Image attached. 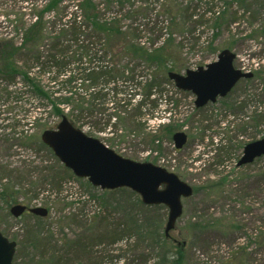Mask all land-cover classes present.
Here are the masks:
<instances>
[{"label":"rangeland","instance_id":"374dc122","mask_svg":"<svg viewBox=\"0 0 264 264\" xmlns=\"http://www.w3.org/2000/svg\"><path fill=\"white\" fill-rule=\"evenodd\" d=\"M48 1L0 0V40L14 35L16 38L14 43L20 48L22 33L20 28L14 26L15 20L20 17L25 23L24 27L28 28L30 26L28 17L36 14ZM77 1L70 0L71 4H76ZM124 1V8H120V4L115 2L114 5H110L113 7L102 14V17L118 18L123 30L131 36L134 34L130 28L140 27L138 36L140 39L136 42H145L147 48H152L153 45L160 46L171 37L169 36V32L172 34L171 16L162 11L159 12L161 6L159 0ZM178 1L183 8L178 20L182 28H176L172 42L183 45L180 55L178 53V58H181L180 63L184 62L186 69H197L216 61L219 53L228 49L225 48L224 42H227L229 35L225 32L213 39L216 30L202 23L212 16V13H209L210 7H213L208 5L210 0ZM160 2L162 3L163 0ZM233 9L236 10L237 6L233 5ZM132 12L137 16L135 20L130 16ZM44 18L47 21V33L50 35L45 42L38 45L34 52L28 54L26 50L22 51V54L17 57L20 66L27 61L32 62L36 53L44 55L49 50L51 42H55L53 35L60 26L59 18L53 11L47 12ZM248 21L240 18L237 22H233V33L236 34L241 47L231 50L236 54V66L252 71V64L253 67L256 64L252 62L256 60L250 61L249 52L250 49L254 51L257 45L253 40H244L243 36L250 31ZM171 48L178 52L175 47ZM186 69L182 71L185 72ZM31 70V76L38 77L47 91L52 93L57 91L54 82L48 81V74L38 73L36 67H32ZM14 80L10 81L0 74V194L9 195L11 191L17 193L16 201L11 204H8L3 196L0 197V216L2 217L0 230L10 240L17 242L13 263L32 264L43 261L41 253L34 248H28L27 245L42 223L44 231L40 232L41 236L52 239V251L62 249L68 246L69 242L86 237L88 246L86 251L82 244L80 252L68 254L69 260L63 252L58 253V256L64 258L63 264L66 262L67 264H161L160 253L157 251L154 253L149 245L152 241L145 242L138 238L135 232L127 229L129 226L127 220L129 216L136 219L144 215L147 219L162 218L160 232L163 234L168 219V208L163 205L147 208L146 205L139 204L137 200L140 197L138 198V195L130 189L105 194V190L92 186L87 179L77 178L53 153L43 149L44 146L41 144L42 132L56 127L60 121L51 115L50 104L27 93L30 88H25L23 78L17 77ZM170 81L166 80L160 88L161 100L156 109L159 114L162 113L163 118L157 122L151 120L150 126L154 129L163 121L173 123L176 131L181 130L187 133L186 145L177 150L173 139L167 138L161 144L153 146V149L142 144V140L135 135L131 137L129 135L127 138L128 132L125 131L123 143L112 149L135 161H147L160 165L178 175L181 180L195 189L199 188L198 192L194 191L192 196L183 200V214L178 219L174 230L171 231V240L175 245L186 243L188 259L185 264H194L195 260L202 262L200 254L205 260L214 256L211 244L221 255H227L230 251L245 246L248 234L255 232L252 231L251 222L254 221L255 226L260 225L258 220L263 216V209L262 206L259 207L260 201L256 200L253 212L248 210L247 206L253 202V199L250 200L252 196H247L246 203L240 204L238 195L233 192L236 186L230 181L213 191L206 187L208 184L218 182L223 175L230 174L228 179L234 180L237 172L244 171L246 165L238 166L243 149L239 147L237 149L235 143L248 142L243 136L236 137L232 143L226 141V137H234L233 127L242 120L243 114L234 116L229 112H223L220 110L221 104L218 101L198 108L195 105L194 94L177 89L174 82ZM46 86H50L51 89ZM236 88L238 94H234L236 90L234 89L231 97L243 95L245 89L243 79L238 82ZM152 113L154 114L153 111ZM82 129L86 133L90 131V128ZM96 135L103 141L109 136L106 133ZM229 145L232 148H229ZM158 147L160 151H157ZM237 179H240V174ZM8 188H11L10 191ZM75 199L77 202L70 204L75 202ZM101 199L118 203L119 207L108 208ZM61 200L69 203L62 208L59 204ZM15 203L29 204L32 207L42 205L50 207V211L45 218L34 214L15 218L10 212L11 206ZM75 218L79 220L77 223ZM229 218H235L241 229H233L232 224L228 227L218 223L216 227L194 232L189 237L183 233L184 228L192 221L210 222L214 219L229 220ZM99 220H101L100 223H97ZM103 228L104 230H101ZM117 234L118 239L111 243L109 239ZM47 254L50 255V253ZM77 255L81 256L76 258ZM82 255H86L87 258ZM89 255H94L95 258L89 260ZM170 258L169 262H173V255ZM46 260L44 259V262Z\"/></svg>","mask_w":264,"mask_h":264},{"label":"trees","instance_id":"16d2710c","mask_svg":"<svg viewBox=\"0 0 264 264\" xmlns=\"http://www.w3.org/2000/svg\"><path fill=\"white\" fill-rule=\"evenodd\" d=\"M115 2L120 4V8H124V0ZM115 2L113 0H78L76 4H71L70 0L69 2L67 0H49L36 14L28 17L30 22L28 28L24 27L25 23L19 17L18 20H15L14 26L20 28L22 33L21 47L19 48L14 43L16 42L14 35L0 40V74L10 81H15L14 79L17 77L23 78L25 88H30L27 93L29 92L32 96L50 104L51 115L59 120L66 117L79 128H90L88 133L93 136L106 133L109 136L104 140L113 148L123 143L125 131L128 132L126 137L135 135L136 138L142 140L141 143L145 146H157L164 139H171L176 131L175 125L171 122L163 121L154 129H151L150 122L151 120L157 122L163 118L162 113L159 114L156 109L161 100L160 92L162 91L160 88L166 83V80L170 81L169 72H182L183 69H186L184 62L180 63L181 58H178L183 45H176L175 42H172L176 28H182L178 20L183 8L178 0H163L162 3L159 0L161 5L159 12L162 11L171 16L170 30L172 34L169 32L171 37L160 46L153 45L152 48H147L145 42H136L140 39L138 37L141 31L140 27L130 28L133 30L134 37L123 30L118 18L102 17V14L113 7L110 5H114ZM208 5H213L209 9L212 16L202 23L208 24L210 28L216 30L213 39L227 32L229 37L227 42H224L225 48L230 50L240 48L241 46L238 44L240 41L233 33L232 24L240 18H244L250 21H248L250 31L243 36L244 40H253L257 45L254 51L250 49L249 52L250 61L256 60V62H252L256 64L254 67L252 64V77L243 79L245 83L243 95L231 97V92L225 98L218 100L221 104L220 110L223 112H229L234 116L243 114L242 120L233 127L234 137L228 136L226 141L232 143L236 137L240 136H243L247 142L264 139V0H210ZM233 5L237 6L236 10L233 9ZM52 11L57 14L60 21V26L53 35L55 42H51L49 50L44 55L36 53L32 62L27 61L26 66L25 64L20 66L17 57L22 54L23 50L30 54L36 50L40 43L48 39L50 34L47 33L48 26L44 15ZM130 16L133 20L137 17L133 12ZM32 18L34 20H31ZM172 46L178 52H175L171 48ZM32 67H36L40 74H48V81L54 82L57 91L53 93L47 91L38 77H32ZM43 75L41 76L44 77ZM46 88L51 89L50 86H46ZM234 89L236 90L233 93L237 95L238 89L236 87ZM152 111L157 115L155 116ZM228 142H226L227 145ZM245 144L242 141L236 142L235 147L243 148ZM229 148L232 146L229 145ZM157 151H160V147ZM243 170L242 173H236L237 176L234 180H229L230 174H226L218 182L208 184L206 187L213 191L217 187L225 185L227 181L232 182L236 186L233 192L238 195L240 204L246 203L247 196L253 197L250 198V200L253 199L252 204L247 206L248 210L252 212L256 200H259V207L262 206L263 209V216L258 220L260 225L255 226L254 221L251 222L252 231L255 232L248 234L245 246L236 248L227 255H221L211 244L214 256L205 260L200 254L202 262L195 260L194 264H264V155L247 164ZM238 174H240L239 180L237 179ZM10 189L8 188V191ZM125 189L105 190V194ZM198 190L199 188L195 189L197 192ZM11 192L8 193L9 195L0 194V197L3 196L8 204L16 201L17 193ZM101 200L108 208L119 207L118 203ZM137 201L145 206L140 198ZM76 202L77 200L70 204ZM68 203L65 200L59 202L62 208ZM145 207L157 208L158 206L146 205ZM146 217L144 215L142 218L134 219L129 216L127 229L135 232L138 238L145 242L152 241L149 245L154 253L156 251L160 253L161 264L168 263L172 255L173 262L185 264L188 259L186 243L175 245L171 237H166L165 233L161 234L162 218L158 220ZM226 220L192 221L184 228L183 233L189 237L194 232L216 227L218 223L228 227L232 224L233 229H241L235 218ZM75 221L77 223L79 220L75 218ZM43 227L44 225L41 223L39 230L34 233L33 238L27 244L28 248H34L35 251L40 252L43 258V261L32 264H63L64 258L58 256V253L63 252L68 258V254L71 252L73 254L80 252L82 244L84 251L88 248L86 237H81L78 241L69 242L68 246L62 249L52 251V239L41 236L40 232L44 231ZM117 239L118 234L109 240L114 243ZM173 241L175 240L173 239ZM80 256L77 255L76 258ZM82 256L87 258L86 255ZM94 258V255H89V260ZM44 259L47 260L44 262Z\"/></svg>","mask_w":264,"mask_h":264},{"label":"water","instance_id":"95a60500","mask_svg":"<svg viewBox=\"0 0 264 264\" xmlns=\"http://www.w3.org/2000/svg\"><path fill=\"white\" fill-rule=\"evenodd\" d=\"M236 54L229 49L220 52L218 59L197 69H188L185 74L171 71L169 78L177 88L196 95L195 104L203 107L227 96L238 81L252 76L236 68ZM187 134L178 131L173 139L177 148L187 142ZM42 140L52 148L60 161L77 177L87 178L101 189L130 188L138 193L148 205L163 204L169 208L165 232L169 236L183 214V198L194 193L193 187L173 172L151 162H140L123 157L108 147L100 138L91 136L64 117L55 129L45 130ZM264 155V139L248 143L238 165L251 163ZM27 206L17 204L11 208L15 217H20ZM29 212L47 216L44 207L30 208ZM17 243L10 241L0 231V264H13ZM176 264V263H168Z\"/></svg>","mask_w":264,"mask_h":264},{"label":"flooded vegetation","instance_id":"af4514ba","mask_svg":"<svg viewBox=\"0 0 264 264\" xmlns=\"http://www.w3.org/2000/svg\"><path fill=\"white\" fill-rule=\"evenodd\" d=\"M41 144H42V146H44V148L43 149H46V151L48 152H50V153H52V149L48 146V145H44V143H42V140H41ZM25 213H28V212H25ZM1 220H2V217L0 216V224H1Z\"/></svg>","mask_w":264,"mask_h":264}]
</instances>
